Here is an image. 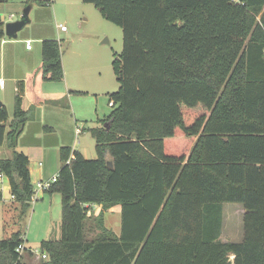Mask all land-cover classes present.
<instances>
[{
    "label": "trees",
    "instance_id": "16d2710c",
    "mask_svg": "<svg viewBox=\"0 0 264 264\" xmlns=\"http://www.w3.org/2000/svg\"><path fill=\"white\" fill-rule=\"evenodd\" d=\"M83 1L122 29L119 87L90 128L97 157L59 148L46 189L61 194L59 236L40 241L48 258L36 264H264V0ZM38 72L62 78L57 40L41 41ZM15 91L10 120L0 107V142L12 149L0 170L22 214L34 185L28 156L15 150L27 120L21 82ZM224 202L244 208L240 241L219 239ZM114 205L118 234L103 221ZM21 244L20 231L0 239V264H33Z\"/></svg>",
    "mask_w": 264,
    "mask_h": 264
},
{
    "label": "rangeland",
    "instance_id": "374dc122",
    "mask_svg": "<svg viewBox=\"0 0 264 264\" xmlns=\"http://www.w3.org/2000/svg\"><path fill=\"white\" fill-rule=\"evenodd\" d=\"M27 8L30 9L29 21L17 36L11 38L4 33L0 37L6 42L4 52L0 53V64L2 61L5 66L0 75L6 80L5 88H0V101L11 119L16 94L11 74L24 72V65L29 66L33 59L41 63L42 38L57 40L63 76L60 79L31 76L29 88L26 87L23 96L27 120L15 146V150L30 155L32 178L35 180L41 176L45 181L57 174L61 165L59 148L63 145L80 151L86 158L97 157L90 128L100 125V120L112 110L107 94L119 87L112 60L122 51V29L103 17L94 4L83 0H0L3 29L5 23L19 19ZM59 24L65 25L66 30H60ZM27 43L32 50L26 49ZM38 98L41 101H37ZM195 109L208 113L201 106ZM11 154L12 149L8 148L4 136L0 142V157L8 158ZM37 162L42 163L41 170L35 171ZM33 185L35 192L29 207L21 214L19 203L10 198V193L3 189V181L0 182V239L20 231L23 246L33 252L32 256L24 252L22 259L36 264L41 260L37 256L42 252L40 241L59 236L61 194L58 191H38L36 181ZM238 205L233 202L222 204L221 241L241 240L242 214L230 213L231 208L236 209ZM96 210L97 206H94L95 213ZM230 215L238 222L232 235H229ZM103 221L107 228L119 233L120 211L106 210ZM85 227L86 238H94L98 228L89 219Z\"/></svg>",
    "mask_w": 264,
    "mask_h": 264
},
{
    "label": "crops",
    "instance_id": "0c3cea01",
    "mask_svg": "<svg viewBox=\"0 0 264 264\" xmlns=\"http://www.w3.org/2000/svg\"><path fill=\"white\" fill-rule=\"evenodd\" d=\"M43 39H48V38H42V40ZM5 45H6L5 39L4 38H1L0 39V53L4 52V46ZM26 49L27 50H32V47H30V48H27L26 47ZM34 56H32V57L34 58ZM40 64H38L37 60H34L33 59V60H31V64L29 66L27 64L24 65V72H22L21 74H15V73L14 74H11V75H13V76H10V78H12V80H13L14 89L16 88V86L18 85L19 82L22 83V86H23V95H22V98H23V96H24V94L26 92V87L29 88V81L31 79V76H36V77H39L40 78L39 72H38L39 67H40ZM0 70L5 71V66H4V64H3L2 61H1V64H0ZM0 77L4 78L2 75H0ZM4 80H5V78H4ZM5 85H6V80H5V84H4V86H3L2 89L5 88ZM40 99L41 98H38L37 101H41ZM22 107H23V99H22ZM23 109L26 110L24 107H23ZM26 155L28 156V159H29L30 155H28V154H26ZM41 165H42V163L39 164V162H37L36 165H35V167H34V170L35 171L41 170V167H39ZM28 169H29L30 178H31L32 183L34 181H38V180H41V179L43 180V178L41 176H37V178H35V180L32 178V171H31V168H30V159H29ZM3 189H5V191H7V192L10 193V186H9V181H8V178L7 177H5L4 180H3ZM233 203H236V204H239V205H238V207L236 209L231 208L230 213L237 211L238 213H241L242 216H243L244 208H243L242 204L241 203H238V202H233ZM99 209H100V206L97 205L96 213L99 211ZM107 210L110 211V212L120 211V205H114V206L108 208ZM228 222L231 224V228L229 230V235H232L235 232V230H237V224H238V222H237V219L234 220V218L231 217V215L229 216ZM222 225H223V206H222ZM236 232L238 234V231H236ZM242 237H243V227H242L241 239H242Z\"/></svg>",
    "mask_w": 264,
    "mask_h": 264
},
{
    "label": "built area",
    "instance_id": "2783aa9c",
    "mask_svg": "<svg viewBox=\"0 0 264 264\" xmlns=\"http://www.w3.org/2000/svg\"><path fill=\"white\" fill-rule=\"evenodd\" d=\"M58 27L60 28V30H62V31H64V30H66V27H65V25H63V24H59L58 25ZM26 47L27 48H30V44L29 43H27V45H26ZM4 84H5V80H4V78H2V77H0V88H3V86H4ZM16 89V88H15ZM72 155L67 159V163L70 161V159H72ZM39 164H41V162H39ZM57 174L56 175H54V176H52L50 179H48V180H38V181H36V188H37V190L38 191H41V190H46V189H48L49 187H50V185H51V183L52 182H54L56 179H57ZM6 177V175L0 170V182H2L3 180H4V178ZM35 192V191H34ZM10 198L11 199H14V196L10 193ZM32 198V197H31ZM35 198H37V197H35ZM93 206V208H94V206H97V205H95V204H93L92 205ZM23 250H24V246H23V244H21V245H19L17 248H16V251H18L19 253H22L23 252ZM36 254V253H35ZM39 258H41V259H46V257H47V254L45 253V252H41L40 254H38L37 255Z\"/></svg>",
    "mask_w": 264,
    "mask_h": 264
},
{
    "label": "water",
    "instance_id": "95a60500",
    "mask_svg": "<svg viewBox=\"0 0 264 264\" xmlns=\"http://www.w3.org/2000/svg\"><path fill=\"white\" fill-rule=\"evenodd\" d=\"M29 8L25 9L20 16L19 19L12 21V22H7L4 25V33L13 38L17 36V32L29 21ZM2 106V102L0 101V107ZM107 167L112 168V162L110 160L107 161Z\"/></svg>",
    "mask_w": 264,
    "mask_h": 264
}]
</instances>
